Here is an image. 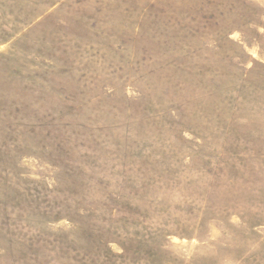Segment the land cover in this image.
Instances as JSON below:
<instances>
[{"label":"rangeland","instance_id":"374dc122","mask_svg":"<svg viewBox=\"0 0 264 264\" xmlns=\"http://www.w3.org/2000/svg\"><path fill=\"white\" fill-rule=\"evenodd\" d=\"M0 264H264V0H0Z\"/></svg>","mask_w":264,"mask_h":264}]
</instances>
